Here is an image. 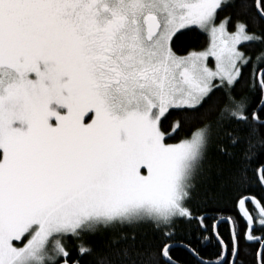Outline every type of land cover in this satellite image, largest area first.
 <instances>
[{"label":"snow or ice","instance_id":"snow-or-ice-1","mask_svg":"<svg viewBox=\"0 0 264 264\" xmlns=\"http://www.w3.org/2000/svg\"><path fill=\"white\" fill-rule=\"evenodd\" d=\"M0 264H264V0H0Z\"/></svg>","mask_w":264,"mask_h":264}]
</instances>
